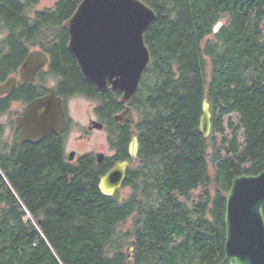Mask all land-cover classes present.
I'll use <instances>...</instances> for the list:
<instances>
[{
    "label": "trees",
    "instance_id": "obj_1",
    "mask_svg": "<svg viewBox=\"0 0 264 264\" xmlns=\"http://www.w3.org/2000/svg\"><path fill=\"white\" fill-rule=\"evenodd\" d=\"M39 1L0 0V82L40 46L64 94L95 101L114 155L69 161V122L38 144L5 139L0 125V264H220L226 194L236 178L264 170V0H140L156 19L144 35L150 63L127 104L135 121L124 124L113 120L125 108L121 94L85 81L55 29L82 0L29 16ZM124 161L128 193L102 195L99 179Z\"/></svg>",
    "mask_w": 264,
    "mask_h": 264
},
{
    "label": "water",
    "instance_id": "obj_2",
    "mask_svg": "<svg viewBox=\"0 0 264 264\" xmlns=\"http://www.w3.org/2000/svg\"><path fill=\"white\" fill-rule=\"evenodd\" d=\"M156 19L155 12L140 0H82L64 28L68 33V51L74 58L81 76L98 92L110 90L121 94L125 105L113 116L117 123H134V114L127 104L138 92L142 77L150 63V52L144 35ZM218 23L214 32L222 27ZM47 64L41 52H31L20 69L22 82H32L37 72ZM15 80L0 85V95L9 93ZM199 133L207 140L212 132V115L207 99L202 102ZM21 127L20 143L38 144L45 138L64 132L65 115L59 98L52 90L33 101L16 121ZM89 129L102 130L103 124L92 122ZM138 140L132 137L128 155L132 162L138 156ZM75 153L68 155L69 161ZM98 164L105 159L95 156ZM129 162H119L99 179V191L112 197L122 189ZM224 215V257L220 264H264V170L255 176L233 180L226 194ZM123 200H121L122 202ZM135 245L127 250V260L133 257Z\"/></svg>",
    "mask_w": 264,
    "mask_h": 264
},
{
    "label": "flooded vegetation",
    "instance_id": "obj_3",
    "mask_svg": "<svg viewBox=\"0 0 264 264\" xmlns=\"http://www.w3.org/2000/svg\"><path fill=\"white\" fill-rule=\"evenodd\" d=\"M57 2L58 1H56L53 4V6L49 7V8H44V9H40V10H37V9L34 10L33 9L32 13L29 16H33L36 12L37 13H39V12L43 13L46 10L53 9ZM64 24H65V22L61 26L56 27L55 29H57V31L62 29L63 31H65V33L68 36V33L64 28ZM57 31H56V33H57ZM68 40H69V36H68ZM68 40H67V44H66L67 52H69L68 47H67ZM52 41L58 42V39L52 40ZM6 51H7V49L5 48V41L2 39V37H0V52L4 53ZM35 51L41 52L44 55H46L47 64L37 72V74L35 75L34 80L32 82H29V81L22 82L21 75L19 73L20 69H21L22 65L24 64L25 60L27 59L28 55L31 52H35ZM25 60L23 61V63L21 65L15 67L14 72H11L10 75H8L2 82H0V85H5L7 82L11 81L12 79L15 80V87L13 88V90H11L9 93H6L4 95H0V101L2 103V106L0 108V112H1V114H0V125L4 130V138L5 139L6 138H7V140L16 139L18 142H19V140H18L19 134H20L22 128L20 126L17 127L16 121L23 117L24 111L28 105H30L33 101L40 99V98L44 97L45 95H47L48 90H52L55 93V96L57 98H59L61 101L62 108H63L64 115H65L64 131L67 127L66 126L67 122H69L68 107H69L70 101L73 99H77V98L82 97V96L69 97L66 94H64L65 93V92H63L64 87L62 85L63 84V77L61 76L60 73L55 72L54 70H52L50 68L51 57L40 46L36 45V47L28 48L26 55H25ZM27 88H31L33 90V93H31L30 91L29 92L25 91V89H27ZM83 98H85V97H83ZM88 100H90L92 103L95 104L94 100H91V99H88ZM95 106H96V104H95ZM95 119L96 120H94V121L100 122L96 115H95ZM94 121L90 120V124ZM89 126L87 128V133H91L94 130V129H89L90 128ZM102 130H105V127ZM6 131L8 132V134H6ZM63 134H64V132H63ZM84 137L85 136L83 134L80 137V139H83ZM71 152L75 153L74 151H71ZM71 152H67L65 149V154L67 155V157H68L69 153H71Z\"/></svg>",
    "mask_w": 264,
    "mask_h": 264
},
{
    "label": "rangeland",
    "instance_id": "obj_4",
    "mask_svg": "<svg viewBox=\"0 0 264 264\" xmlns=\"http://www.w3.org/2000/svg\"><path fill=\"white\" fill-rule=\"evenodd\" d=\"M56 1L58 0H40L34 10L52 7ZM94 108L95 104L83 97L73 99L69 103V127L65 139V149L67 152H75L73 160L86 155H93L94 158L96 154H103L105 157H112L114 155L109 142V134L106 130L94 129L91 133H87L90 120H96ZM6 134H8L7 131ZM83 134L85 137L80 139ZM240 142L242 143V139ZM127 193V189L120 191L122 196H125ZM200 193L201 190H198L194 193V196L196 197Z\"/></svg>",
    "mask_w": 264,
    "mask_h": 264
},
{
    "label": "bare ground",
    "instance_id": "obj_5",
    "mask_svg": "<svg viewBox=\"0 0 264 264\" xmlns=\"http://www.w3.org/2000/svg\"><path fill=\"white\" fill-rule=\"evenodd\" d=\"M29 144H30V143H29ZM69 154H70V153H69ZM95 159H96V158H95ZM72 161H73V160H72ZM133 163H134V162H133ZM98 185H99V183H98ZM113 196H114V195H113ZM121 200H123V199H120V202H121ZM122 202H123V201H122ZM122 202H121V203H122ZM223 248H224V247H223Z\"/></svg>",
    "mask_w": 264,
    "mask_h": 264
}]
</instances>
